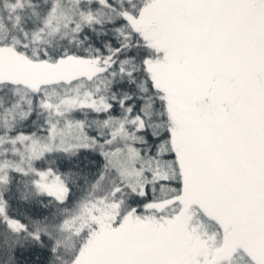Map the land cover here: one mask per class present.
I'll use <instances>...</instances> for the list:
<instances>
[{
  "label": "snow or ice",
  "instance_id": "obj_1",
  "mask_svg": "<svg viewBox=\"0 0 264 264\" xmlns=\"http://www.w3.org/2000/svg\"><path fill=\"white\" fill-rule=\"evenodd\" d=\"M153 7L167 14L168 34L162 39L148 16ZM99 11L106 18L97 16ZM82 14L86 23L70 26L85 39V29L91 28L95 43L58 52L45 47L36 58L54 68L71 61L87 70L63 78V90L55 87L60 81H50L52 92L33 86L24 96L0 101V120L14 111L18 121L33 125L27 131L11 124L10 139L37 134L49 139L30 159L56 152L66 162L12 171L30 175L37 193L64 211L75 182L73 158L83 157L93 185L110 182L108 191L118 206L114 228L126 219L180 215L197 174L225 189L255 182L264 194V0H90ZM96 23L109 27L97 30ZM14 37L9 28L0 46ZM21 43L27 54L28 44ZM73 83L75 90L69 87ZM4 131L0 123V135ZM57 178L66 190L62 195L46 190ZM0 199L7 204L3 193ZM0 222L8 228L0 235L2 264H17L21 232L45 257L62 255L65 264H75L74 234L64 235L57 247H45L48 232L7 213ZM211 249L201 264H232L236 256L255 264L226 236L214 240Z\"/></svg>",
  "mask_w": 264,
  "mask_h": 264
},
{
  "label": "trees",
  "instance_id": "obj_2",
  "mask_svg": "<svg viewBox=\"0 0 264 264\" xmlns=\"http://www.w3.org/2000/svg\"><path fill=\"white\" fill-rule=\"evenodd\" d=\"M15 2L16 7L12 8L11 4ZM90 0H0V39L8 33L9 28L15 32V37L10 41L8 46H0V49H6L8 51H15L25 56L28 61H38L36 53L42 51L45 47H48L52 52H58L62 49L69 48L72 50L78 47H84L86 45L95 43L97 40L96 33L91 31V28H86L88 39H85L84 32H78L71 27L73 21L77 24L83 25L86 23L82 9H87ZM154 4L159 3V0H152ZM63 3L73 4L77 12L73 13L74 18L70 19L67 24L55 23V17L52 18L55 11ZM5 4L8 6L6 7ZM101 18H106L102 11L96 13ZM11 16L12 20L9 21L8 17ZM150 21L156 24V35L159 38L167 36V14L164 10L153 7L148 13ZM7 25V26H6ZM97 30L109 27L107 24L96 23ZM25 33H27V40L25 41ZM111 35L106 39H111ZM28 44L27 54L22 46L21 42ZM158 42V41H157ZM87 69V67H86ZM14 76L11 73L0 74V81H3V85L0 86V101L9 102L13 98H18L26 94V90L32 87L18 82H13L8 79ZM48 87L50 92L53 91V85L50 83L42 84ZM60 90H63L65 85L63 80L55 86ZM73 90L77 85L73 83L69 85ZM83 87V85H81ZM18 112L10 111L7 118L0 120L3 124L5 131L3 135H9L7 128L13 123H16L17 128L23 125L25 130L30 131L33 127L31 121H18ZM65 158L56 152L47 154L45 158L36 160L35 165L37 167H44L46 163H65ZM72 167L75 169L73 175L75 182L71 184V192L68 193V201L64 211H60V206L51 200L46 194H38L35 186L31 183V176L17 175L16 172L11 171L8 174L7 180L3 183L2 192L3 197L6 198L7 204L3 200V208H0V221L3 220L5 213L12 217H19L21 220L26 221L30 227L36 228L41 232H48L49 239L44 241L45 247L51 244L53 247L60 245L62 238L66 234H74L79 245V251L83 245L89 243V231L85 234L83 231L90 229L88 225H77L70 215L74 207L80 205L90 206L94 210H100L102 208L109 207L112 214L111 217L117 219L118 206L112 203L111 193L108 191L109 181L105 180L102 184L93 185L91 182L90 165L83 157L73 158ZM79 173V175H76ZM102 206V207H101ZM194 207V206H193ZM191 207V208H193ZM101 208V209H98ZM194 213H197V209H193ZM201 217L198 215L200 222L206 225L208 228L214 230L217 229L218 233L223 236H228L229 233L224 232V229L217 220L208 216L207 211L204 209ZM155 217V216H152ZM57 227L53 228L52 226ZM8 233V228L5 227L3 222H0V235ZM233 239V245L241 244ZM20 239L22 246L17 251V264H65V257L62 255L45 257L44 253L39 248L31 247L32 241L27 239L23 232L20 233ZM231 245V243H228ZM253 247V246H252ZM244 248V247H243ZM125 249V248H123ZM129 247L126 248L123 253L118 252V260L116 264H143L141 261L139 252L128 253ZM254 252L258 258L257 260L248 250V254L255 264H264V246L263 248L255 247ZM78 251V252H79ZM78 254V253H77ZM254 254V253H253ZM37 256L40 258L37 259ZM77 257V256H76ZM208 255L203 259H207ZM203 260L192 262L194 264H201ZM112 263V262H111ZM0 264H2V258H0ZM114 264V263H112ZM161 264H166L161 263ZM232 264H245V261L240 256L233 258Z\"/></svg>",
  "mask_w": 264,
  "mask_h": 264
},
{
  "label": "rangeland",
  "instance_id": "obj_3",
  "mask_svg": "<svg viewBox=\"0 0 264 264\" xmlns=\"http://www.w3.org/2000/svg\"><path fill=\"white\" fill-rule=\"evenodd\" d=\"M74 9L76 10L73 4L63 3L52 18L55 17L57 24H67L70 19L74 18L73 13L77 12ZM84 70H87L86 65L76 62H66L63 66L54 68L39 61H30V59L28 61L25 56L14 50L0 49V74L14 75L2 79L20 82L32 88L50 81H61L63 78L76 75ZM32 139H39L41 143L32 144ZM57 139L59 141V134ZM42 143H50V141L48 138L39 137L38 134L28 139L18 135H13L11 139L9 135L0 137V176H5V180H0V193L13 167H22L31 171L32 163L36 160L30 159V153L43 150ZM46 190L61 195L66 191L58 178L48 181ZM243 199L241 188L225 189L212 179L197 174L187 193L185 208L180 215L172 219L167 217L160 219L150 217L143 221L126 219L122 220L123 227L114 228L113 222L116 219L111 217L108 206L102 208L99 213L90 206L79 204L74 207L70 215L76 220L77 225L87 224L90 229L83 232L87 234L89 231L90 235L89 243L83 245L78 252L75 264H116L118 252L123 253L128 247L130 248L128 253L139 252L143 264L164 262L166 264H194L192 262L203 260L209 255L212 242L223 236L218 233L217 229L212 230L200 222L198 215L200 217L205 215L204 209L208 216L217 220L223 227L226 226L227 233H229L226 237L228 243L233 242L231 236L238 243L246 242L247 239L253 240L249 234H240L239 224H232L235 219L234 209ZM2 202L3 199H0L1 209L3 208ZM193 209H197V213H194ZM232 230H234L233 233H231ZM230 246L235 247V245Z\"/></svg>",
  "mask_w": 264,
  "mask_h": 264
},
{
  "label": "flooded vegetation",
  "instance_id": "obj_4",
  "mask_svg": "<svg viewBox=\"0 0 264 264\" xmlns=\"http://www.w3.org/2000/svg\"><path fill=\"white\" fill-rule=\"evenodd\" d=\"M241 189L244 199L234 209L235 219L232 224H239L240 234H249L253 239L250 241L247 239L246 242L239 245L248 250L255 258H258L254 248H263L264 246V194L261 193L258 184L255 182L245 184ZM233 232L234 230L231 231V233ZM229 243L233 245L232 241H229Z\"/></svg>",
  "mask_w": 264,
  "mask_h": 264
}]
</instances>
